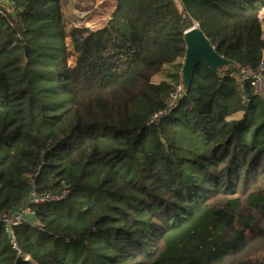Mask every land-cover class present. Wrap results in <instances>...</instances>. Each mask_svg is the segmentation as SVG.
<instances>
[{
	"label": "trees",
	"instance_id": "16d2710c",
	"mask_svg": "<svg viewBox=\"0 0 264 264\" xmlns=\"http://www.w3.org/2000/svg\"><path fill=\"white\" fill-rule=\"evenodd\" d=\"M107 3L97 28L61 0L0 4V217L67 190L13 227L21 255L0 222V264H264V97L238 74L264 65V0ZM193 23L234 64L199 63L147 125Z\"/></svg>",
	"mask_w": 264,
	"mask_h": 264
},
{
	"label": "built area",
	"instance_id": "2783aa9c",
	"mask_svg": "<svg viewBox=\"0 0 264 264\" xmlns=\"http://www.w3.org/2000/svg\"><path fill=\"white\" fill-rule=\"evenodd\" d=\"M238 74L241 78L248 80L255 96L264 97V65L262 62L256 68L241 67ZM182 93L181 85L176 86L166 99L165 106L155 112L146 124L157 123L160 119L169 116L177 108ZM66 193V189L58 193H38L33 190L19 207L0 217V222L3 224L4 230L10 234L12 248L16 250L17 254L21 255V252L13 233V227L28 222V214L32 212L31 206H38L46 202L60 200Z\"/></svg>",
	"mask_w": 264,
	"mask_h": 264
},
{
	"label": "water",
	"instance_id": "95a60500",
	"mask_svg": "<svg viewBox=\"0 0 264 264\" xmlns=\"http://www.w3.org/2000/svg\"><path fill=\"white\" fill-rule=\"evenodd\" d=\"M183 39L186 47L181 67L180 85L184 92L188 91L195 67L199 63H202L215 73H219L234 64L215 51L196 23H193L184 31ZM24 48L26 49V45H24Z\"/></svg>",
	"mask_w": 264,
	"mask_h": 264
},
{
	"label": "rangeland",
	"instance_id": "374dc122",
	"mask_svg": "<svg viewBox=\"0 0 264 264\" xmlns=\"http://www.w3.org/2000/svg\"><path fill=\"white\" fill-rule=\"evenodd\" d=\"M63 21L64 24L69 26L70 24L81 22L86 25L97 28L100 27L108 18V3L103 4L104 0H61ZM100 7V8H99ZM106 10V11H105ZM263 37H264V24H262ZM70 63L72 60L69 61ZM176 68L164 66L163 69L156 75L153 76L154 82H160L170 78L171 74L176 72ZM174 71V72H173Z\"/></svg>",
	"mask_w": 264,
	"mask_h": 264
},
{
	"label": "crops",
	"instance_id": "0c3cea01",
	"mask_svg": "<svg viewBox=\"0 0 264 264\" xmlns=\"http://www.w3.org/2000/svg\"><path fill=\"white\" fill-rule=\"evenodd\" d=\"M0 4H2V5H7L8 4V0H0ZM108 11V10H107ZM181 61H176L175 63H173V64H169L171 67H172V70H173V68H176V66L177 65H179V63H180ZM169 65H164V66H169ZM180 71H181V68H180ZM174 72V71H173ZM177 72H179V71H177ZM175 73V72H174ZM180 73V72H179ZM153 78V77H152ZM166 80V79H165ZM168 80V79H167ZM153 81V80H152Z\"/></svg>",
	"mask_w": 264,
	"mask_h": 264
}]
</instances>
